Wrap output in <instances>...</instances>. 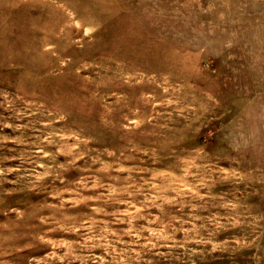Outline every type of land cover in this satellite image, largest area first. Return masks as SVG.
<instances>
[{
  "label": "rangeland",
  "instance_id": "obj_1",
  "mask_svg": "<svg viewBox=\"0 0 264 264\" xmlns=\"http://www.w3.org/2000/svg\"><path fill=\"white\" fill-rule=\"evenodd\" d=\"M0 264H264V0H0Z\"/></svg>",
  "mask_w": 264,
  "mask_h": 264
}]
</instances>
